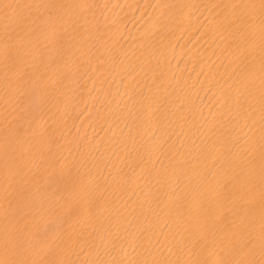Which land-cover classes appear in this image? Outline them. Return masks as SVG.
<instances>
[{
    "label": "bare ground",
    "instance_id": "1",
    "mask_svg": "<svg viewBox=\"0 0 264 264\" xmlns=\"http://www.w3.org/2000/svg\"><path fill=\"white\" fill-rule=\"evenodd\" d=\"M0 264H264V0H0Z\"/></svg>",
    "mask_w": 264,
    "mask_h": 264
},
{
    "label": "snow or ice",
    "instance_id": "2",
    "mask_svg": "<svg viewBox=\"0 0 264 264\" xmlns=\"http://www.w3.org/2000/svg\"><path fill=\"white\" fill-rule=\"evenodd\" d=\"M5 7H11V5H5Z\"/></svg>",
    "mask_w": 264,
    "mask_h": 264
}]
</instances>
